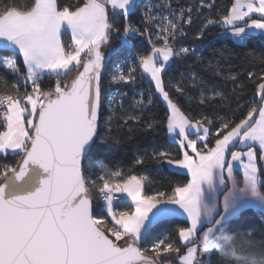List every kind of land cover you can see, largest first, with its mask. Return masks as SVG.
I'll return each mask as SVG.
<instances>
[{"label": "snow or ice", "instance_id": "obj_1", "mask_svg": "<svg viewBox=\"0 0 264 264\" xmlns=\"http://www.w3.org/2000/svg\"><path fill=\"white\" fill-rule=\"evenodd\" d=\"M214 6L0 0V264H213L214 255L215 264H264V67L246 72L256 81L246 115L238 122L217 117L214 132L211 116H193L180 101L198 91L199 105L226 103L219 85L209 88L195 72L165 82L177 60L196 52L176 47L186 27ZM121 18L122 46L144 37L151 48L117 59L109 73L106 60L120 52L111 38L121 34ZM217 25L225 27L220 39L240 47L264 38V0H232L223 14L201 21L195 38ZM223 52L220 59L230 61ZM247 59L264 65L254 50ZM208 67L233 82V93L243 90L240 73ZM138 76L166 103L164 121L145 119L153 94L129 96ZM106 77L118 86L111 95ZM51 78L54 84L43 85ZM160 124L178 153L145 151L132 167L154 162L189 178L148 192L146 172L128 174L105 160L133 134L154 135ZM174 217L184 224L168 231Z\"/></svg>", "mask_w": 264, "mask_h": 264}, {"label": "trees", "instance_id": "obj_2", "mask_svg": "<svg viewBox=\"0 0 264 264\" xmlns=\"http://www.w3.org/2000/svg\"><path fill=\"white\" fill-rule=\"evenodd\" d=\"M22 2H27V0H22ZM61 2H71L76 3L77 0H61ZM198 2V0H196ZM232 0H215V6L209 10H202L203 15L196 20L192 25V29L189 32L188 42L201 41L203 48L201 51L195 53L191 58H187L183 61L177 60L175 64L172 65L171 71L165 76V82L169 78H176L181 72H195L203 77L205 82L208 84L209 88L219 85V90L225 92L229 96V100L226 103L220 104H207L199 105L198 98L199 92L193 91V100L182 99L180 104L182 108L189 114L193 116H198L200 114H206L212 117L213 125L212 131L214 132L217 127H219V120L217 117H223L225 120L239 121L246 115L247 110L251 106V103L255 99L256 93V81L253 79H248L246 76L247 71H255L259 73L262 67L261 63L250 64L247 59V53L250 50H254L257 56L264 55V38L259 36H253L249 41L247 47H240L232 43V41L225 42L220 39V33L225 31V27L217 25L213 27L204 38L197 40L196 34L201 27V21L205 17L214 18L219 14H223L228 7H230ZM173 6H187L193 3V0H172ZM117 28L122 30L123 20L121 18L120 23L116 25ZM122 32V31H121ZM120 35H113L111 38V45H116L117 40ZM63 39L65 42L70 41V36L68 33L64 34ZM227 47L229 52H223L224 48ZM145 53L148 51L144 50ZM223 52L225 56L231 55V59L225 62L220 59V54ZM218 65V71L227 74L228 71L234 73H240V82L244 85L243 90L237 89L236 93L232 92L234 84L232 81H225L223 76L216 75V72L208 67L209 64ZM108 71V70H107ZM68 77H65L66 79ZM12 77H8L11 80ZM69 79V78H68ZM55 78L45 79L43 85L54 84ZM114 89L110 82V77L105 78V94L108 95ZM141 92L136 93L135 91H130L129 96L136 94L139 98L140 94L147 97L149 94H153L154 102L145 109V119L155 118L158 121H164L167 115V107L163 103L160 96L154 93V87L150 83L148 78L144 79V85L142 84ZM127 107V105H126ZM153 150H168L172 153H178V145L169 139L166 127L160 124L154 135H139L133 134L130 139L123 143L120 147L113 149L111 155L105 160V163L109 165H119L128 174H138L141 172H146L150 178L153 180L151 188L146 186V191L151 192L155 190H169L168 181L173 182H186L189 178L186 172L182 171L184 174H177L174 169L169 168L167 165L163 169L159 168L154 162H147L143 167L133 168V162L136 156L143 155L145 151L151 152ZM8 162L14 163L15 160L10 156ZM129 169L131 172L129 173ZM122 209L127 207V204L119 205ZM247 212H253L254 210L248 209ZM175 222L171 224L168 231H172L177 225L184 224V217H174L170 218ZM159 229L154 231V236L159 235ZM162 238V237H161ZM151 239L146 241L150 243ZM213 264H215V255L213 256Z\"/></svg>", "mask_w": 264, "mask_h": 264}, {"label": "built area", "instance_id": "obj_3", "mask_svg": "<svg viewBox=\"0 0 264 264\" xmlns=\"http://www.w3.org/2000/svg\"><path fill=\"white\" fill-rule=\"evenodd\" d=\"M123 20V19H122ZM130 20L132 21V23L139 25V18L138 15H133L130 17ZM190 27H186V32L187 35L186 37L180 38L179 43H177L176 47H189V48H194L196 50L195 53L201 51V49L203 48V44L201 41H194V42H188L187 40L189 39L188 35L190 30L192 29ZM123 32V27L122 30ZM122 32L117 40L116 45H111V48H116L119 49V56H112L110 59L106 60L107 63V70L109 73H111L112 69H113V65L116 63L117 59H124L126 57H130V56H134L136 53H145L144 50L146 51H150L151 45H149L147 39H145L144 37H137L134 40H132V45L133 47L129 48V46L127 45H123L122 46ZM190 40V39H189ZM109 51V49H106V53ZM195 55V54H194ZM192 55V56H194ZM139 71V70H138ZM138 83L134 86V91L136 93L141 92V88H142V84L144 85V79H141L139 76L137 77ZM114 89L108 93V95H111L113 93H115L117 91L118 86L117 85H113ZM124 91H129V89L127 87H125L123 89ZM130 92V91H129Z\"/></svg>", "mask_w": 264, "mask_h": 264}, {"label": "rangeland", "instance_id": "obj_4", "mask_svg": "<svg viewBox=\"0 0 264 264\" xmlns=\"http://www.w3.org/2000/svg\"><path fill=\"white\" fill-rule=\"evenodd\" d=\"M106 49H107V48H105L104 51H106ZM5 54H6V55H10V53H5ZM66 79H68V78H66ZM158 96H159V94H158ZM160 98H161V97H160ZM161 99H162V98H161ZM162 101H163V100H162ZM163 103H165V102L163 101ZM165 105H166V103H165ZM166 107H167V106H166ZM168 137H169V136H168ZM169 139H170V138H169Z\"/></svg>", "mask_w": 264, "mask_h": 264}, {"label": "crops", "instance_id": "obj_5", "mask_svg": "<svg viewBox=\"0 0 264 264\" xmlns=\"http://www.w3.org/2000/svg\"><path fill=\"white\" fill-rule=\"evenodd\" d=\"M68 35L70 36V34L68 33ZM70 40H71V36H70ZM169 136V135H168ZM170 138V137H169ZM170 140H171V138H170ZM171 169H174V168H171ZM175 170V169H174ZM182 171H184V172H186V170H182ZM239 175V174H238ZM221 200H222V197H221Z\"/></svg>", "mask_w": 264, "mask_h": 264}, {"label": "water", "instance_id": "obj_6", "mask_svg": "<svg viewBox=\"0 0 264 264\" xmlns=\"http://www.w3.org/2000/svg\"><path fill=\"white\" fill-rule=\"evenodd\" d=\"M68 78H70V77H68Z\"/></svg>", "mask_w": 264, "mask_h": 264}]
</instances>
